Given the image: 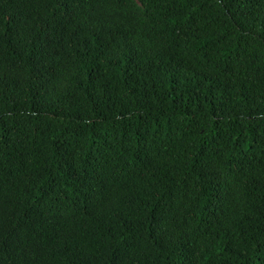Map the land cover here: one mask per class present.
Masks as SVG:
<instances>
[{
    "label": "trees",
    "instance_id": "obj_1",
    "mask_svg": "<svg viewBox=\"0 0 264 264\" xmlns=\"http://www.w3.org/2000/svg\"><path fill=\"white\" fill-rule=\"evenodd\" d=\"M0 264H264V0H0Z\"/></svg>",
    "mask_w": 264,
    "mask_h": 264
}]
</instances>
